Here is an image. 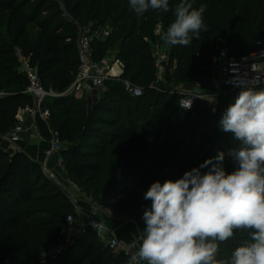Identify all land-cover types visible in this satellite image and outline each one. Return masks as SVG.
<instances>
[{
    "label": "trees",
    "instance_id": "obj_1",
    "mask_svg": "<svg viewBox=\"0 0 264 264\" xmlns=\"http://www.w3.org/2000/svg\"><path fill=\"white\" fill-rule=\"evenodd\" d=\"M29 1L0 0V91H5L0 100V135L14 126L20 107L33 104L32 97L25 93L27 80L18 70L17 46L31 57L45 87L64 92L75 78L79 64L78 35L58 33L61 27L67 26L76 31L71 22L54 23L60 16L64 20L65 15L58 7L61 5L83 24L91 20L114 27L105 42L95 45L96 58L106 55L109 48L118 47L117 58L125 63L122 77L143 89L140 97L126 92L120 96L115 91L125 90L111 86L114 91L102 95L103 91L91 110L85 106L79 109L71 95L51 102L52 124L61 132L62 141L72 144L63 151V157L65 153L76 154L66 161L69 174L85 180L98 204L134 220L142 238L146 227L143 213L151 208V200H145L144 193L153 182L177 180L221 151L225 153V170L230 173L236 169L228 151L238 147V142L233 140L232 133L220 128L219 121L238 95L221 94L216 111L205 99H198L192 110H185L179 104L181 93L169 86L176 87L178 82H210L215 72L213 58L218 52L219 38L227 40L231 55H243L264 45V0H188L195 9L204 7L207 30H202L199 38L194 37L188 46L171 45L164 90L152 88L156 68L151 41L155 39L159 22L167 30L174 21V8L181 0H169L168 12L149 9L139 17L129 9V0H56V5L47 9L49 17L39 12V7L49 0H37L38 7L36 3L35 7L34 3L29 5ZM31 23L39 26L41 35L29 30L27 26ZM70 37L72 41H67ZM144 108H153L155 130L151 129L152 138L139 145L140 152L135 155L136 141L144 133L132 127L146 120ZM100 111L111 116L97 115ZM97 124L112 125L114 129L103 130L104 135L95 134L92 145L100 150V153L92 151L96 159H81L91 153H85L79 144H84L85 135L92 130L88 128ZM40 127L47 135L42 122ZM34 165L39 166L23 153L9 157L0 148V239L6 238L8 230H23V222L30 217V211H21L18 207L22 204L17 203L34 188ZM118 169H121L119 176ZM37 201L45 205L46 217L42 219L41 229L35 232L33 223H24L27 232L32 233V237L21 243L24 254L0 256V264H127L128 258L105 245L92 228L72 243H66L60 229L67 215L75 210L67 197L56 193ZM21 239L17 238V244ZM246 242H250L249 233L235 231L232 238L220 244L218 258L227 259L235 247ZM44 253L48 255L41 258Z\"/></svg>",
    "mask_w": 264,
    "mask_h": 264
},
{
    "label": "clouds",
    "instance_id": "obj_2",
    "mask_svg": "<svg viewBox=\"0 0 264 264\" xmlns=\"http://www.w3.org/2000/svg\"><path fill=\"white\" fill-rule=\"evenodd\" d=\"M129 9L138 17L170 10L169 0H129ZM203 13V6L181 0L161 39L190 45L207 30ZM219 125L238 142L228 151L236 169L225 170L221 151L177 180L153 182L144 193L151 208L143 213L142 240L127 264H264V88L242 85ZM237 230L247 231L250 242L219 259L220 244Z\"/></svg>",
    "mask_w": 264,
    "mask_h": 264
},
{
    "label": "built area",
    "instance_id": "obj_3",
    "mask_svg": "<svg viewBox=\"0 0 264 264\" xmlns=\"http://www.w3.org/2000/svg\"><path fill=\"white\" fill-rule=\"evenodd\" d=\"M78 28L80 30L77 42L78 70L73 82L64 92L45 87L31 57L24 52L22 47L15 48V56L19 62L18 70L27 80L25 93L32 97L33 104L18 109L15 116L16 123L3 137L13 145H18L28 138L46 141L47 147L44 150L41 165L47 174L48 164L56 154H60L58 163L61 165L64 163L61 132L52 124L51 102L53 99L81 93L94 97V103H96L98 96L108 87V84L122 87L133 97L143 95L141 87L135 85L130 79L122 77L125 63L121 59L108 55L100 59L96 58L95 45L105 42L114 32V27L110 23L102 24L98 21H91L78 25ZM164 32L166 30L159 22L155 29V39L151 41L156 68V80L152 88L157 90L162 89L164 87L162 85L166 83V67L171 51V45L161 39ZM217 46L218 52L213 58L215 72L210 81L212 91L207 96L218 99L221 94L238 95L244 84L257 90L264 88V45L243 55H231L225 38H219ZM180 93L182 97L179 104L185 110H192L198 99H208L201 91ZM4 94L5 91H0V100ZM40 122L45 125L47 135L42 132ZM74 206V212L67 215L60 229V235L64 237L66 243H72L88 228H92L105 245L116 253L125 255L128 259L137 250L140 241L128 242L118 236L96 208L89 209L85 213V219H79L80 209Z\"/></svg>",
    "mask_w": 264,
    "mask_h": 264
},
{
    "label": "rangeland",
    "instance_id": "obj_4",
    "mask_svg": "<svg viewBox=\"0 0 264 264\" xmlns=\"http://www.w3.org/2000/svg\"><path fill=\"white\" fill-rule=\"evenodd\" d=\"M37 0H30L28 3L33 4L34 7L38 4L36 3ZM36 3V5H35ZM56 0H49L48 3L44 4V6L39 7V12L42 15H48L47 9L54 7L56 4ZM39 5V4H38ZM38 5L36 7H38ZM60 10L64 13V20L63 16H60V18L56 19L54 23H60L61 21H68L70 24L76 26V31L74 30L73 27L67 26V27H61L58 30V33H66L68 35H72L74 33H77V39L79 37V28L78 25H82L83 23L80 22L78 19L75 18V16H72V14L69 13V10H66L64 7L61 5L58 6ZM29 14H33V12H29ZM36 16L34 18L36 19ZM49 17V15H48ZM91 22V20H89ZM95 22V21H93ZM30 31H32L33 34L35 35H41V29L36 23H31L27 26ZM76 39V41H78ZM67 41H72V37L68 38ZM77 43V42H76ZM106 55L109 57H117L118 55V47H112L109 48L106 51ZM162 85V84H161ZM175 86L171 87L169 86L172 90L175 89V91L178 92H184V93H191L193 91H201L204 93V95H209L211 93V86L210 82H200V83H177ZM111 84H108V87L105 88L104 92L102 95L110 94L112 93V88H110ZM164 86V84L162 85ZM167 89V86H164ZM162 87V89L164 88ZM168 87V89H169ZM155 89V88H154ZM157 90V89H155ZM164 90V89H163ZM116 94H122L120 96L125 95V91L122 93L120 91H115ZM74 97V100L76 101V105L79 107V109H84V106L87 107V109H93L95 103H94V97H89L87 95H82L81 93L75 95V94H69ZM101 95V94H100ZM98 96V99L100 97ZM127 95V94H126ZM208 99L206 100L211 106L212 110L216 111L218 109V99L215 97L207 96ZM128 104V103H127ZM144 114L147 115V118L145 121L140 123V125H134L132 129H135L139 133H144V136L137 139L136 144H135V155L136 153L140 152L139 150V145L142 143L150 141L152 138L150 135V132L155 130L153 128L155 124V113L153 108H144ZM97 115L105 116V117H110L111 114L105 113L104 111H100ZM80 116V115H78ZM153 125V126H152ZM88 129H92L94 131H88L87 134L85 135L84 139V144H79L82 146L83 151H86L85 153H91L87 154L84 156L85 158L81 159H87V160H92L96 159L92 155V151H96V153H100V150L97 147H93L92 143L96 141L95 134L101 133L102 135L105 134L103 130H108V129H114L112 125L108 124H97L96 126L92 127L90 126ZM140 134V135H141ZM139 135V136H140ZM3 135H0V142L2 143L4 138H2ZM33 140H27L26 142L29 143V145H34L33 143L35 142ZM33 141V143H32ZM38 141V140H37ZM46 142V141H45ZM103 144L107 142H102ZM22 144V143H21ZM21 144L18 145H10L9 150H5L2 145H0V148L4 149L9 153V157H13L16 153H23V155L27 156L28 158H31L32 161L35 163H38V167L33 168V177H34V188L29 192L27 197H24L22 201H20L17 204H22L18 209L24 212L30 211V217L27 218L26 222H23V230L21 231H10L8 230L7 233H9L6 238L0 239V256H15V255H23L24 253L21 250V243H23L24 239L27 237H32V233H28V228L27 225L24 226V223H33L35 227V232H38L41 228V222L42 219H44L46 216L44 214V207L45 205L41 202H38L37 199H44L45 197H50L53 194L56 193H61L63 196L67 197L74 205L77 206L78 209H80V214L78 215L79 219H85V213L91 209V208H96L98 213L103 217V219L106 221V223L110 222H118L122 219L127 220L128 218L110 207L103 206L101 204H98L91 196L90 192L88 191V187L85 183L84 179L77 178L75 176H70L68 168H67V159L69 157H74L76 154L74 152L72 153H65L64 158V163L63 165L59 164L58 162L53 166L48 164V174L44 172L41 162L34 159L32 156H30L27 152L24 151V146H21ZM107 145V144H106ZM127 146V144H125ZM72 144H69L68 142L63 140V151L67 148H71ZM125 147V146H124ZM127 152L124 153V157L126 156ZM60 154H56L55 156L58 157ZM83 157V156H79ZM10 159V158H9ZM3 164L5 165L8 161ZM51 162V161H50ZM122 162V161H121ZM123 166V162L121 164ZM108 168V166H107ZM118 176L121 172V169H118ZM42 195V196H39ZM134 221V220H132ZM135 222V221H134ZM136 223V222H135ZM24 235V236H23ZM20 237L22 238L19 241V244H17V238ZM76 240V239H75ZM18 245V246H15ZM53 252V251H52ZM48 255L47 253H44L41 255L42 257H45ZM129 260V259H128ZM43 263V262H42ZM143 264V262H142Z\"/></svg>",
    "mask_w": 264,
    "mask_h": 264
},
{
    "label": "crops",
    "instance_id": "obj_5",
    "mask_svg": "<svg viewBox=\"0 0 264 264\" xmlns=\"http://www.w3.org/2000/svg\"><path fill=\"white\" fill-rule=\"evenodd\" d=\"M2 140L3 142L2 143L0 142V145H2L5 150H9L10 145L14 146L5 138ZM27 140H33V139L30 138L26 139L25 141L22 142V144L20 143L21 144L20 147L24 146L25 152H27L34 159L42 162L44 158V150L47 147V143L45 141L34 140L35 141L34 143L32 141L34 145H29V143L26 142ZM57 162H58V157L54 156L51 159L50 165L54 166ZM108 224L118 236L126 239L128 242L134 243L136 241H140L141 243L142 239L139 234L138 227L134 221L130 219L127 220L122 219L118 222H113V223L108 222Z\"/></svg>",
    "mask_w": 264,
    "mask_h": 264
}]
</instances>
